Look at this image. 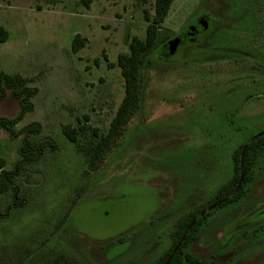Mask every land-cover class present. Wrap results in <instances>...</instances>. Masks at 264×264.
<instances>
[{
	"label": "rangeland",
	"instance_id": "obj_1",
	"mask_svg": "<svg viewBox=\"0 0 264 264\" xmlns=\"http://www.w3.org/2000/svg\"><path fill=\"white\" fill-rule=\"evenodd\" d=\"M146 12L155 1L0 0L9 34L0 72L39 89L15 130L39 123L31 146L53 145L0 196V264H157L179 223L217 209L234 154L264 134V0H177L163 33L173 42L194 26L205 33L144 71L136 113L90 165L63 127H86L83 146L109 133L125 97L118 57L146 39ZM76 35L87 39L78 52ZM20 109L11 94L0 100V117ZM24 146L0 130V175L15 171ZM189 252L264 264V151L248 194L215 211Z\"/></svg>",
	"mask_w": 264,
	"mask_h": 264
},
{
	"label": "trees",
	"instance_id": "obj_2",
	"mask_svg": "<svg viewBox=\"0 0 264 264\" xmlns=\"http://www.w3.org/2000/svg\"><path fill=\"white\" fill-rule=\"evenodd\" d=\"M147 1L143 0V2ZM153 1H155V15L152 17L146 12V20L149 22L146 39L133 37L129 46L130 52L120 54L118 57L117 66L121 69V74L125 80V97L111 124L109 133L106 136H101L96 143L83 146L79 145L78 142L79 136L87 131L86 127L80 129L70 125L63 127V131L69 140L77 144L79 151L86 155L91 166H96L103 161L113 140L120 135L136 113L144 86V71L152 68L153 63L158 59H170L164 55L163 50L169 43H173V40L163 33L160 26L166 22L171 7L177 0ZM92 2L93 0H82V3L87 7H90ZM8 38V32L0 28V42H6ZM86 43V38L76 35L73 51L78 52L86 46ZM9 94L20 102L21 109L15 118L0 117V130L8 132L13 138L24 136L25 146L22 148L21 160L17 163L15 171L6 175L2 172L0 175V196L13 187V177L26 164L38 161L45 148L53 149V145L49 142L31 146L29 138L38 136L42 132V126L39 123H33L20 132L15 130L26 115L34 111L33 99L38 96L39 89L30 86L29 80L22 75H9L0 72V100L6 99ZM94 134H98L97 130H94ZM263 151L264 134L242 145L236 151L233 157V178L221 189L214 200V203L218 205L217 209L210 210L212 205L208 203L200 211H195L179 223L175 231L173 247L162 256L157 264H217L215 255L209 262L202 261L189 252V247L198 240L215 211L240 202L248 194L249 187L254 180L255 168ZM0 169L3 170V167ZM242 176H244V181L238 189Z\"/></svg>",
	"mask_w": 264,
	"mask_h": 264
},
{
	"label": "flooded vegetation",
	"instance_id": "obj_3",
	"mask_svg": "<svg viewBox=\"0 0 264 264\" xmlns=\"http://www.w3.org/2000/svg\"><path fill=\"white\" fill-rule=\"evenodd\" d=\"M202 28H203V26H194L193 28L186 31V33L184 35L179 37V38L185 37L186 41L181 40L179 44L197 42L200 39V37L205 33ZM175 51H176V49H175Z\"/></svg>",
	"mask_w": 264,
	"mask_h": 264
},
{
	"label": "water",
	"instance_id": "obj_4",
	"mask_svg": "<svg viewBox=\"0 0 264 264\" xmlns=\"http://www.w3.org/2000/svg\"><path fill=\"white\" fill-rule=\"evenodd\" d=\"M183 40V41H186V38L183 37V38H178L176 41H174L173 43H169L163 50L164 52V55L166 57H171L173 56L174 52H175V49H176V45H178L180 43V41ZM244 181V176L241 177V180H240V183H239V186H238V189L242 186V183ZM214 207H212L211 209H213ZM210 209V210H211ZM179 248V247H178Z\"/></svg>",
	"mask_w": 264,
	"mask_h": 264
}]
</instances>
